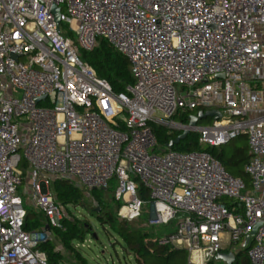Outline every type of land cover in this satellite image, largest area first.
Returning a JSON list of instances; mask_svg holds the SVG:
<instances>
[{"label": "built area", "instance_id": "2783aa9c", "mask_svg": "<svg viewBox=\"0 0 264 264\" xmlns=\"http://www.w3.org/2000/svg\"><path fill=\"white\" fill-rule=\"evenodd\" d=\"M54 4L84 49L102 37L128 59L126 92L82 59ZM198 108L221 113L190 127L200 144L246 136L250 187L209 151L157 150L152 125L184 130L173 117ZM114 178L118 216L176 222L160 243L195 264L237 252L258 224L245 248L264 264V0H0V264H49L40 246L71 206L52 193L55 180L89 198ZM30 206L47 225L24 228Z\"/></svg>", "mask_w": 264, "mask_h": 264}, {"label": "trees", "instance_id": "16d2710c", "mask_svg": "<svg viewBox=\"0 0 264 264\" xmlns=\"http://www.w3.org/2000/svg\"><path fill=\"white\" fill-rule=\"evenodd\" d=\"M96 42H98V45H94L92 49H84L82 52L83 60L90 64L101 78L109 82L113 92H126V88L134 83L128 59L117 51L107 39L98 37ZM200 110L201 108L185 111L182 114H176L173 119L175 120L177 118L179 121L187 124L189 123L190 116ZM152 126L163 146L157 148L158 151H167L170 149L180 151H209L222 162L230 174L242 178L247 186L250 187V177L245 172V164L250 158L248 145H245L241 149H236L232 155L228 156L224 151H217V147L200 144L199 134L190 132L185 139L170 148V142L175 140L180 132H169L163 125L153 124ZM231 165H241L244 167V170L234 169ZM111 189L112 187L110 185L106 189L92 191V195L98 204L97 207L91 209L92 215L104 227L108 225L119 235L124 242L125 249L129 254H132L137 264H188L189 253L187 250L175 248L170 244H162L160 243L161 238L154 237L143 229H134L129 221L121 219L118 216L121 202L116 199L115 191L112 193L111 198L106 196L107 193L111 192ZM53 192L57 200L64 205L74 207L87 205L83 189L67 180H55L53 183ZM139 196L148 198V191L143 185L139 187ZM98 208H100V211L97 210ZM63 224L64 229H54L55 235L61 239L64 246L72 248L77 253L80 264H88L86 258L81 256L80 251L73 247L76 240H82L89 232L88 224H80L72 218H64ZM45 225H47V221L44 214L30 208L24 228L26 230H34ZM168 225L171 226L166 230V236L173 233L177 228L176 222H171ZM40 248L46 254L49 264H58V262L63 261L61 250L56 248V243L52 242V240L45 242ZM211 261L207 264H212ZM234 264H251L247 257V248H241Z\"/></svg>", "mask_w": 264, "mask_h": 264}, {"label": "rangeland", "instance_id": "374dc122", "mask_svg": "<svg viewBox=\"0 0 264 264\" xmlns=\"http://www.w3.org/2000/svg\"><path fill=\"white\" fill-rule=\"evenodd\" d=\"M63 12L66 16L65 8H63ZM61 29H62V33L65 36L71 38L74 45H77L79 47L82 56V52L84 51V48L82 47L79 37L75 33L70 31L68 22L66 20H62ZM96 45H98V42L95 43V46ZM16 95L20 96V92H16ZM197 112L198 111H196L195 114ZM156 116L161 118L162 114L160 112H157ZM175 120L179 121V119L177 118ZM213 121L214 118L207 117L200 119L197 122V125L209 126L213 123ZM157 125H163L169 130V132H180V134L183 132V130H175L174 128H171L170 125L168 124H157ZM245 145H248L247 138L245 135H240L235 139H233L232 141H230L229 144L217 147L216 150L224 151L226 155L230 156L233 154V152L236 149H241L245 147ZM161 147H163L162 143L158 139L157 148H161ZM164 150H166V148H164ZM231 166L234 169L244 170V167L241 165H231ZM21 167H23V164L21 165ZM26 177H27L26 175L22 177V184L19 185L18 187V193L22 196L25 207L27 206V197L24 194V189L27 186ZM110 185L112 189L111 192L107 193L106 195L108 198H111L112 193L115 191L118 185V181L114 178L110 181ZM51 191L54 194L53 187L51 188ZM85 199L87 204L86 206H77V207L69 206L67 208L65 207V210L69 218H72L73 220H77L80 224H88V228H89L88 229L89 232L84 236V238L82 240H76L75 243L73 244V247L78 251H80L81 256L86 258L88 264H137L134 261L132 254H129L128 251L125 249L124 242L119 237V235L115 231H113L108 225L104 227L103 224L92 215L91 209L98 206L97 201L93 197H89V198L86 197ZM30 208L31 206L29 207V209ZM141 217L129 221V223L134 229H143L149 232L152 236L157 238H163L164 236H166V230L169 229V226L171 225L154 226L149 223L148 214L144 213ZM51 240L52 242L56 243V248L61 250L63 256V261L58 262V264H80V259H78L79 257L77 253L74 250H72V248H67L66 246H64L61 239L55 235L54 230H53V237ZM242 246H243V242H240L238 244V248ZM189 259L194 264L198 260L195 254L188 255V261ZM211 262L212 264H225V262L222 260L213 259Z\"/></svg>", "mask_w": 264, "mask_h": 264}, {"label": "water", "instance_id": "95a60500", "mask_svg": "<svg viewBox=\"0 0 264 264\" xmlns=\"http://www.w3.org/2000/svg\"><path fill=\"white\" fill-rule=\"evenodd\" d=\"M52 12L54 13L55 20H56V22H57V24L59 26L61 21H62V18H63V15H62V12H61V8L54 4L52 6ZM220 77H223V76L221 75ZM44 98H45V96L40 97V98L37 99V101H39L41 99H44ZM207 117H212L214 119H220L221 118V113L219 111H217V110H207V111L200 110L196 114L191 115L190 116V121H189V124H188L187 128H185L183 130V132L175 140L170 142L169 147L171 148L174 144H176L179 141L185 139L189 135V133L191 132L190 131V127L196 126L197 122L200 119L207 118ZM97 210L100 211V208H98ZM258 225L254 227L251 235L255 234ZM251 235L247 236V238H246V240H245V242L243 244V248H245L247 246V244L249 243ZM240 250H238L235 253L232 252V251H221V252H218L215 255L214 259L215 260H222V261L225 262V264H234V262L236 260V256H237V254L239 253Z\"/></svg>", "mask_w": 264, "mask_h": 264}, {"label": "bare ground", "instance_id": "6f19581e", "mask_svg": "<svg viewBox=\"0 0 264 264\" xmlns=\"http://www.w3.org/2000/svg\"><path fill=\"white\" fill-rule=\"evenodd\" d=\"M197 261H199V262H200V260H197Z\"/></svg>", "mask_w": 264, "mask_h": 264}]
</instances>
